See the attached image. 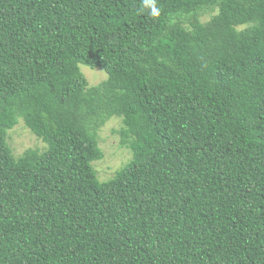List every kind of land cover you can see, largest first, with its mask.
Instances as JSON below:
<instances>
[{
    "label": "trees",
    "instance_id": "trees-1",
    "mask_svg": "<svg viewBox=\"0 0 264 264\" xmlns=\"http://www.w3.org/2000/svg\"><path fill=\"white\" fill-rule=\"evenodd\" d=\"M156 6L0 0V264H264V0Z\"/></svg>",
    "mask_w": 264,
    "mask_h": 264
},
{
    "label": "rangeland",
    "instance_id": "rangeland-1",
    "mask_svg": "<svg viewBox=\"0 0 264 264\" xmlns=\"http://www.w3.org/2000/svg\"><path fill=\"white\" fill-rule=\"evenodd\" d=\"M80 71L87 80L88 86L97 85L105 80L107 74L101 67L90 68L83 64L79 65ZM118 117L107 119L97 130L98 145L103 156L92 162L97 171L98 180L111 178L115 171L122 168L131 159V151L120 144L118 129L121 127ZM8 144L12 153L17 157L24 154L28 149H42L43 142L32 134L19 118L16 125L9 130L7 136Z\"/></svg>",
    "mask_w": 264,
    "mask_h": 264
},
{
    "label": "clouds",
    "instance_id": "clouds-1",
    "mask_svg": "<svg viewBox=\"0 0 264 264\" xmlns=\"http://www.w3.org/2000/svg\"><path fill=\"white\" fill-rule=\"evenodd\" d=\"M144 7L150 9V14L152 16H158L160 9L156 6V0H143Z\"/></svg>",
    "mask_w": 264,
    "mask_h": 264
}]
</instances>
